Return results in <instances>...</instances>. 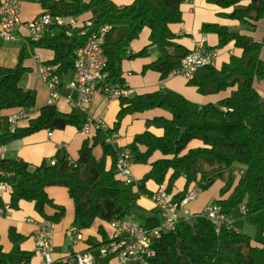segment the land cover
<instances>
[{
  "label": "trees",
  "instance_id": "trees-1",
  "mask_svg": "<svg viewBox=\"0 0 264 264\" xmlns=\"http://www.w3.org/2000/svg\"><path fill=\"white\" fill-rule=\"evenodd\" d=\"M39 1L45 9L40 14L49 12L65 20L89 15L80 28L58 26L52 38L43 36L38 42L32 41L35 46L54 52L53 59L45 64L58 65L60 81L73 70L74 51L84 44L88 34L104 24L110 29L103 47L107 61L104 78L98 85L101 94L103 86L109 84L128 88L121 70L124 58H149L154 56V50L159 51L160 55L145 64L142 71H153L162 81L179 68L181 59L190 51L178 43V36L170 29L171 25L182 23L183 0H133L125 6L115 5L111 0ZM207 2L219 9V15L245 26L249 32L264 19V0ZM145 25L149 29L148 44L132 51L130 45ZM200 31L217 36L216 48L232 43L240 52L215 68H201L193 79L186 80L201 95L222 93L220 99L196 106L166 88L129 94L116 101V127L124 118L135 114L153 110L163 114L146 119L144 129L123 149L115 150L104 139L93 136L91 144L88 140L81 144L76 160L57 152L49 161L43 160L32 169L22 159L0 155V182L7 186L8 199L4 203L0 197V207L6 204L16 210L22 201L30 202L43 220L57 224L63 219L65 208L46 192L48 187L55 186L66 189L71 198L74 206L71 227L78 231L90 228L95 220L108 223L130 218L137 197L114 171L117 154L127 149L131 163L149 167L138 181L139 191L145 192L144 184L148 180L157 186L165 184L175 204L194 189L205 191L226 175L214 206L220 207L227 221L215 223L203 212L192 214L190 202L188 209L192 215L179 213L173 229L163 232L154 242L151 264H264V94L255 87L256 82L264 80L261 58L264 31L260 41L218 23L202 24ZM22 62L21 54L14 67H0V120L6 118L5 111L20 109L30 113L35 106L34 91L19 84L28 71ZM85 120L79 110L64 113L55 105L46 104L35 116L28 117L25 126H15L0 134V147L39 131L52 132L67 126L80 129ZM96 139L102 146L99 158L92 152ZM156 153L160 157L152 159ZM51 160L54 165L50 164ZM178 178L184 180L183 188L173 192ZM47 206L52 209L50 215L45 212ZM237 207L240 216L254 225V240L233 225L230 214ZM160 221L161 217L142 218L140 224L152 227ZM99 233L102 241L86 239L87 250L94 255L95 264H115L113 256L102 255L100 249L109 237L101 230ZM7 235L10 248L6 250L0 242V264H31L33 253L21 248L25 237L13 227Z\"/></svg>",
  "mask_w": 264,
  "mask_h": 264
},
{
  "label": "crops",
  "instance_id": "crops-1",
  "mask_svg": "<svg viewBox=\"0 0 264 264\" xmlns=\"http://www.w3.org/2000/svg\"><path fill=\"white\" fill-rule=\"evenodd\" d=\"M111 1L118 6L129 5L133 2V0ZM44 11L45 9L42 7L39 0H22L20 17L22 21L26 22ZM181 11L182 23L171 25L170 29L178 36V43L187 51L191 49L202 37L205 38V46L216 48V45L218 44L217 36L213 33L205 34L200 31L201 25L205 23H218L219 25H226L230 30L251 35L245 26L219 15V9L215 5L208 3L207 0H191L190 2L183 0L181 4ZM88 17L89 15L87 14L81 18L66 19V21L67 23L70 22L69 26L80 28L83 26V21H85ZM239 27H243V30ZM259 27L261 28L259 36L254 37L253 34L251 35L256 41H260L262 38L264 31V19L258 22V28ZM57 28L58 27L48 28L44 36L48 39L52 38L56 35ZM180 28L184 30L180 31ZM148 37L149 29L147 25H145L139 37L131 43V50L138 51L147 45ZM8 44H10V46L6 47ZM218 49V65L228 61L230 57L229 51L232 52L231 55H238L240 53L232 43L224 48ZM21 54L23 59L22 64L28 69V71L22 76L19 84L24 89L34 91L35 106L30 112V116H35L40 107L48 104L49 99L46 85L38 78L36 69L38 64L50 62L54 57V52L48 48L35 46L29 38L26 28L21 26L18 29L16 39L13 42L0 45V67H14ZM153 55L154 56L149 58H137L134 60H127L126 58L123 59L121 63L122 77L124 79V85H126L130 90V95L143 94L161 88H166L182 95L196 106L206 103H214L223 95L222 93L201 95L194 87L189 86L184 78L179 75H174L173 73L161 81L157 73L150 70L143 72V66L156 56L160 55V52L154 50ZM261 58L264 59V50L261 52ZM72 80H74L73 70L68 71L62 76V88L60 90L61 97L55 103V107L60 112L68 113L73 110L66 99L68 91L65 88L67 83ZM255 87L259 91H262V94H264V80L256 82ZM116 101L117 100L108 102L105 100L103 94L96 91L87 105L86 114L81 112V116L83 118H86L87 115L102 118L109 129L108 131L117 134V139L108 144H110L113 149L119 150L125 148L131 142L133 136L144 129L146 119L163 113L160 110H153L135 114L131 116V118H124L122 123L116 127L114 124L116 114L118 112V104ZM19 111L20 109H14L3 113L7 115L6 118L2 120L5 121L6 124L4 129L0 130V134L4 133L6 129H10L11 127L7 117L9 115H15ZM27 119H20L16 122L15 126H25L27 124ZM107 135L108 134L105 131H92L91 134L84 135L80 132V129L73 126H67L63 130L52 131L50 137H48V131H39L24 138L14 140L3 146L1 148L0 155L7 159H22L28 164L29 168L32 169L35 166H38L43 160L49 161L57 152L65 154L69 160L74 161L76 160L79 148L84 141L88 140L89 144H91L93 136L100 137L106 141ZM98 139H96V144H94L92 150L95 158H99L102 154V146ZM159 157L160 155L156 153L152 159ZM148 170L149 167L147 165L132 163L131 176L134 182L128 186L131 193L137 197L135 211H138L140 213L139 215H143V218L160 219L149 198L150 194L154 192L157 185L153 181L148 180L144 184L145 192L139 191L138 188V181L145 173H147ZM223 179H226V175L223 178L216 180L210 188L202 191L197 197H195V199L189 204V209L192 214L200 213L204 209L208 208L211 197H215L216 204L219 197V189L223 184ZM183 185L184 180L182 178H178L174 183L172 191L176 192L181 190ZM46 192L56 204L65 208V215L63 219L59 223L55 224L54 228V258L61 259L76 251L86 250L88 247L86 243L87 238L92 237L95 238V240L100 238V240H102V235L99 233V230L103 231V233L108 237L110 236L107 222L95 220L90 228L79 230L80 241L74 242L72 238L65 234V231L71 227L74 212L73 202L71 198H69L66 189L52 186L48 187ZM1 199L4 203H7L8 199L6 193L2 195ZM45 212L50 215L52 214V209L47 206L45 207ZM28 220L36 222L43 219L35 212L32 203L22 201L19 204L18 209H9L7 214L0 215V237L4 238V236L8 234V229L13 227L18 233L25 237L24 241L21 243V248L33 253L31 264H41L42 257L39 253H37L32 239L36 226L34 223L27 222ZM233 225H235L234 221ZM68 243H72V245L68 246Z\"/></svg>",
  "mask_w": 264,
  "mask_h": 264
},
{
  "label": "built area",
  "instance_id": "built-area-1",
  "mask_svg": "<svg viewBox=\"0 0 264 264\" xmlns=\"http://www.w3.org/2000/svg\"><path fill=\"white\" fill-rule=\"evenodd\" d=\"M184 1L190 2L191 0ZM21 2L22 0H0V38L5 43L13 42L16 39L17 31L21 26L26 28L31 41L38 42L43 38L48 28L69 25L70 23H67L63 17L49 12L39 14L31 20L23 22L20 17ZM109 29L108 24L102 25L96 31L88 34L85 37L84 44L74 51V80L68 82L65 86L68 91L66 99L73 110L85 113L92 95L99 91L98 85L104 78L103 69L107 61L103 47L105 35ZM183 30L180 28V31ZM204 42L205 38L202 37L183 56L179 68L173 71L174 75H179L185 80H191L201 68L217 67L219 49L207 47ZM229 52L231 55L232 52ZM36 73L48 90V104L55 105L61 97L60 90L62 88L58 75V65L38 64ZM103 89V96L108 102L130 94L128 88L115 87L110 84L103 86ZM29 116L30 113L22 111L15 115H9L7 120L11 126L10 129L15 127L17 121L27 119ZM108 130L102 118L89 115L86 116V120L80 128V132L84 135H89L92 131L107 132L108 135L105 141L107 144L117 139V134ZM50 136L51 132H48V137ZM50 164L54 165V161L51 160ZM131 166L128 150L120 151L116 157L114 171L125 185L134 182L131 176ZM6 192V184L0 182V197ZM149 198L154 208L159 211L161 221L152 227L144 226L129 218L108 222L111 234L106 245L100 249L103 256H113L116 264H151L155 251L153 248L154 242L163 232L173 229L175 223L178 222L179 213L192 215L188 209V204L195 199L193 192L186 195L179 204H175L167 192L166 185L162 184L156 187ZM8 211V205L4 204V207H0V215L7 214ZM202 212L215 223L227 221L218 206L206 208ZM27 222L34 223L36 226L32 239L37 253L42 257L41 264H52L56 261H61L64 264H95V257L92 253L70 254L61 259L54 258L53 236L55 224L49 220L36 222L28 220ZM78 233L76 227H69L65 231V234L73 240L78 238Z\"/></svg>",
  "mask_w": 264,
  "mask_h": 264
},
{
  "label": "rangeland",
  "instance_id": "rangeland-1",
  "mask_svg": "<svg viewBox=\"0 0 264 264\" xmlns=\"http://www.w3.org/2000/svg\"><path fill=\"white\" fill-rule=\"evenodd\" d=\"M239 28L243 30V27H239ZM260 32H261V28L260 27L258 28V24H257L256 29L253 32H250V33H251V35L253 34L254 37H258ZM3 44L5 45L6 43H4V41L0 38V45H3ZM7 46H10V44L6 45V47ZM260 93L262 94V91H260ZM5 124H6L5 121L0 120V130L4 129ZM129 186H126V187L129 188ZM202 191L203 190H201V189H197V190H194L193 193H194L195 197H197L199 195V193H201ZM215 200H216L215 197H211L210 198L208 208H212L213 207V205L215 204ZM139 214L140 213L138 211H135L133 213V215L129 219H131V220H133L135 222L141 223L143 215H139ZM231 216H232V221L235 222L234 226L236 228H238L242 233L250 236L252 240H254L255 227L250 222H248L244 217L240 216V207H237L234 210H232ZM108 230L110 231L109 227H108ZM110 234H111V231H110ZM0 239H1V241H0L1 244L4 246V248L6 250H8L10 248V243L8 241V235L6 234L4 236V238L0 237ZM75 241H80L79 233H78V238L74 239V242ZM96 241L99 242V241H102V240H100V238H98V240H96ZM67 245L70 246V245H72V243L71 244L68 243ZM88 247L86 248V250L76 251V252H74L72 254L91 253L89 250H87V249H89ZM67 249H68V247H67ZM115 264H116V262H115Z\"/></svg>",
  "mask_w": 264,
  "mask_h": 264
},
{
  "label": "water",
  "instance_id": "water-1",
  "mask_svg": "<svg viewBox=\"0 0 264 264\" xmlns=\"http://www.w3.org/2000/svg\"><path fill=\"white\" fill-rule=\"evenodd\" d=\"M24 22V21H23Z\"/></svg>",
  "mask_w": 264,
  "mask_h": 264
}]
</instances>
